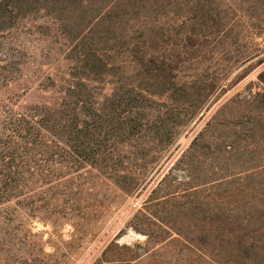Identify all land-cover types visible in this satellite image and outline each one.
Segmentation results:
<instances>
[{
	"label": "rangeland",
	"instance_id": "374dc122",
	"mask_svg": "<svg viewBox=\"0 0 264 264\" xmlns=\"http://www.w3.org/2000/svg\"><path fill=\"white\" fill-rule=\"evenodd\" d=\"M0 1L22 105L66 96L144 180L97 190L76 229L24 226L7 264H95L107 248L99 264H232L237 196L264 193V0ZM160 222L182 238L161 243Z\"/></svg>",
	"mask_w": 264,
	"mask_h": 264
},
{
	"label": "trees",
	"instance_id": "16d2710c",
	"mask_svg": "<svg viewBox=\"0 0 264 264\" xmlns=\"http://www.w3.org/2000/svg\"><path fill=\"white\" fill-rule=\"evenodd\" d=\"M3 7L0 1V24L7 20ZM5 31L0 27V264L23 252L21 229L36 219L52 227L53 237L69 221L73 220L75 229L79 227L91 214L88 202L97 190L106 187L129 197L141 193L144 182H127L130 172L116 168L113 150L101 147L98 127H90V121L98 122L96 117L89 120L81 116L79 105L71 108L66 96L57 104H49L52 107L44 103L22 105L20 97L12 92L19 84L17 62L4 52ZM94 111L98 118H102L100 112L108 115L106 109L99 112L95 107ZM105 125H112L111 120L107 119ZM53 129L59 134L55 135ZM68 133L73 140H67ZM237 199L243 204L237 205L229 218L238 228H231L227 235L231 263L264 264V193L239 195ZM148 205L143 208L145 212ZM160 228L164 232L161 243L182 238L164 222H160ZM108 251L105 249L95 264L104 262ZM138 259L136 253L124 264Z\"/></svg>",
	"mask_w": 264,
	"mask_h": 264
}]
</instances>
